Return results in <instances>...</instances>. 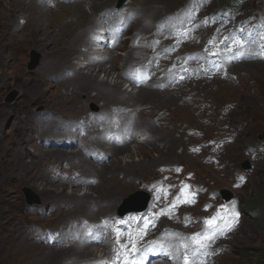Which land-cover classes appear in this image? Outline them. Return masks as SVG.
<instances>
[{
  "label": "rangeland",
  "instance_id": "rangeland-1",
  "mask_svg": "<svg viewBox=\"0 0 264 264\" xmlns=\"http://www.w3.org/2000/svg\"><path fill=\"white\" fill-rule=\"evenodd\" d=\"M5 1L8 2V0ZM120 1L123 4L126 3V5H133L139 11V14H141V9H148L151 6L155 10L147 18V25H143L142 23L141 26L133 25L131 27L129 31L130 37L113 50L111 55L115 57L126 56L133 46V39L138 35L137 32L142 31L145 35L150 34L155 20L178 9L187 0H151L154 2L148 4L149 0ZM220 1L228 2L229 0ZM41 2L47 4L50 8H54V6H49L50 3L47 0H41ZM115 2L117 3L116 6L120 4L119 0L118 2L116 0H98L97 14L93 16L91 23L85 29L87 37L91 28L97 24L95 22L101 13L112 7ZM263 3L264 0H249L245 3L244 8H247V11H249L250 7L253 10L261 9ZM222 6L220 5L215 10ZM87 9L89 13L95 11L89 5H87ZM23 18L20 15L18 23L24 26L28 20ZM16 32L19 35L20 46L26 49L18 48L19 51L15 52L16 56L11 63V68L8 67L9 69L0 70V109H5L12 113L13 116L15 114L16 117L18 116L21 119L20 122L12 121L11 124L9 123L10 121H0V226L11 216H14L23 233L28 236L29 242L37 241L39 245L47 247L40 248L42 251L40 249L37 250V253H42L38 257V263L35 261L37 264H85L78 258L65 257L64 259H54V261H49V259L51 258L53 249L56 251L60 246L69 248L73 246L72 244L75 241L78 242V240L73 239L80 235V229L88 227L89 222L97 223L103 217L114 216L111 210L108 211L106 209L117 207L119 210L124 199L133 193H140L139 199L141 201L146 200L149 196L148 189L153 190L161 184L160 180L163 178L165 166H183L185 173L193 177L195 184L207 191L204 196H201L202 203L214 201L211 193L215 194L218 202L232 199H238L240 202L243 212L242 224L233 235L221 243V248L224 252L216 258L213 264H264V140L259 139V135L264 130V62L250 65L240 63L239 66H233L230 69L231 75L229 78L202 79L198 82L187 83L175 90L167 89L161 94L156 95L150 102L128 100L126 95H117V98L112 99L110 102L100 101L93 94L91 99L87 100V102L89 100L94 101L90 104L87 103L88 108L96 106V100H99L97 102L100 104L99 108L102 109L107 104L110 110L103 112L98 117L99 121L90 125L91 127L96 124L99 127L96 131H91L86 136V146L88 149L85 150L86 153L84 154L81 151L84 158H89L91 154L94 162L97 160L95 162L97 165L95 170H99L102 165L110 162L111 157L104 155V151L111 149L108 148L109 143L105 145V150L101 152L93 142L99 140V132L104 130V126H107L104 123L108 122L106 120L111 118V106L122 105L126 108V111H134L136 120L133 116L131 118L127 115V117L131 119L133 127L138 132L140 130L142 132V134L139 132L140 135H138L137 139L128 143L131 145V149L135 151L138 146H143L147 151L151 152L149 156L136 154L132 158L126 152L121 155L124 163L135 162L139 164L140 162H144L146 165L148 162H151L153 166L136 169V176H139L135 182L136 187L133 190L128 189L130 192L124 194L120 204L117 205L112 201L97 199L95 201L96 204L92 200V209L84 207L79 209L76 206V198H65L64 201L55 194L48 195L47 192L43 193L41 189L39 191L38 187H41L33 179L35 169L31 177L10 170V167L13 166V157L4 151L7 146L17 148L25 143L22 151L24 154L25 152L27 153L25 154V161L28 164L32 162V154L38 146H45L44 148L58 147L66 149L68 152L70 150H80L73 149V147L75 144L80 145L81 133L84 134L86 128L84 120L90 113H76L72 118H66L62 114H56L47 108L54 103L58 105L63 95L66 94L63 90L58 89L55 84L70 75L68 72L71 70H68V68H65L67 75H53L50 77L48 82L49 88H45L44 91L47 95L49 94L48 96L51 101L42 103L35 82L39 81L36 77H33L37 75V70L41 68L42 54L37 50L38 48H35V43L28 42V38L31 36L30 33L23 34V31L19 29H16ZM78 47L81 49L78 55L84 58L85 56L82 55V51H88L87 46L80 44ZM198 47H202V45H193L189 49L192 50ZM90 56H93V54ZM93 57L85 59V65H88L89 59L91 60ZM96 57L100 58L101 56L98 57L97 55ZM147 57V51H145L140 59L130 62L127 65L128 67L122 63L118 64L114 70L116 74L120 73L121 85L128 94L136 95L138 94V90L131 91L125 84L122 76L123 71L133 65L143 64ZM48 58L52 59L53 57L48 55ZM34 64L35 66H33ZM120 66L121 68H119ZM21 68L32 75L30 81L26 80L24 76L25 72L21 74ZM100 73V78L102 79L105 73L102 70H100ZM20 74L21 77H19ZM148 88L152 89L149 86ZM93 93L95 92L93 91ZM83 97L85 98V95ZM171 113L173 114L174 121L163 120ZM48 114V120L41 121L38 125L39 128H28L29 123L27 120L35 122L37 121V116ZM54 118L61 121L66 119L73 121L72 132L70 133L79 135V138L70 140L69 136H64L65 134L58 138L57 136L59 135L57 134H51L53 136L43 135L41 137V128L52 125L51 120ZM131 121H123V127L127 129L125 124L129 125V123V126L132 127ZM143 123L144 126H142ZM22 125H25V129L23 130L19 129V126ZM116 126H121V124ZM151 126L158 130L157 133L153 132L157 134L156 136L154 134V137L151 136L150 132H147ZM90 127L88 128L91 129ZM110 128L112 132L114 130L115 132L117 131V129ZM52 131H56L57 133L60 130ZM118 131H122V127ZM21 136L23 143H13L15 138ZM108 138H112L111 134H108ZM205 138H210V140L206 141ZM220 138L226 139L224 140V144L218 146L217 144H211L212 140H219ZM193 146H198L199 149L194 152ZM251 147H260L262 149L259 156L254 157L249 153ZM94 149L98 150L91 152ZM77 161L78 158H70L65 155L61 160L52 159V157L48 158L46 155V159L40 164V167L48 174L58 176V179L56 178L54 183L61 182L63 178L68 180H74L78 177L79 179H85L81 175V172L85 170L82 166L83 163ZM90 173L91 177L88 180L93 179L92 183L90 181H88L90 184L72 185L68 183L66 184L67 192L71 194L73 189L78 188L80 195L88 191L92 192L95 196L109 195V191H92L88 189L89 186L98 182V172L96 174ZM240 174H245L248 181L243 187L236 188L235 184ZM113 176L121 179L125 177V172L121 171L118 175L115 174ZM48 184H51V182H48ZM124 184L127 185L126 188L129 187L128 182L124 181ZM25 189L30 190L32 194H30V199L27 197ZM6 194L9 200L5 199ZM36 199H39V202H36ZM55 201L56 203H54ZM187 211L201 216L208 214L207 210L201 209L199 205L187 208ZM116 214L118 215V212ZM167 221V219H162V222ZM177 222L178 220H175L174 227L181 228V225ZM45 228H48L50 232L42 237V229ZM55 230L59 232L54 234L53 231ZM187 230L195 231L196 229L189 227ZM64 237L68 239L72 237V239H69L70 241L67 238L64 240ZM3 239H6L5 242L2 241ZM14 239H17V237L11 235L0 236V249L4 248V245H9V248H11ZM95 249H100V247L95 246ZM47 253H49L50 257Z\"/></svg>",
  "mask_w": 264,
  "mask_h": 264
},
{
  "label": "bare ground",
  "instance_id": "bare-ground-1",
  "mask_svg": "<svg viewBox=\"0 0 264 264\" xmlns=\"http://www.w3.org/2000/svg\"><path fill=\"white\" fill-rule=\"evenodd\" d=\"M51 1L55 4L54 8L48 7L47 4L42 3L41 0H8V2L5 0H0V70L2 71L3 69H6L8 67L11 68L10 67L11 63L16 56L15 52L19 51L18 48H24L20 46V41L18 40L19 35L16 34L17 33L16 29L22 30L23 34L30 33L31 36L30 38H28V42L35 43L36 44L35 48H38L37 50H39L42 54L41 68L37 70V75L33 76L36 77L37 80L39 81V82L37 81L35 82H36V87L38 88L37 90L38 94L40 95L39 98L42 101V103H46V102L48 103L51 101V99L48 96L49 94L47 95L44 91L45 88H49L48 82L50 77H52L53 75L56 76L67 75L65 68H68V70H71L70 72H68L70 73V75L67 76L66 79L56 82L55 84L58 89L63 90V92L66 94L63 95L62 100H60V103H58V105L54 103L52 105H49L47 108L51 111H54V113L56 114H62V116L66 118L67 117L72 118V116L73 115L75 116L76 113H81V112H85V113L90 112V113L86 116V119L84 120L86 124V128L84 134L81 133L80 150L78 151L70 150V152H68V150L58 147L44 148L45 146L44 147L38 146L35 148L34 153L32 154L33 155L32 162L28 164L27 161H25V154L27 153L25 152L24 154V152L22 151V147L25 145V143H23V139L21 136L19 138H15L13 140V143H23V144H21L17 148L7 146L4 149L5 152H7L13 157V162H12L13 166L10 167V170L17 171L20 174H25L31 177L35 169L33 179L36 183L40 185L41 188L38 187L39 191L41 189L43 193L47 192L48 195L55 194L56 196L61 197L64 201L65 198H70V197L76 198L77 199L76 206H78L79 209H81L82 207L92 209L93 206L92 200H94L95 202L97 199L112 201L118 205L120 204V201L123 198L124 194L130 192L128 189L131 190L135 189L136 179L137 177L139 178V176H136V169L138 168L140 169L141 167H145V166L148 167L153 166L151 162H148L146 165L144 164V162H140L139 164L135 162L124 163L123 161L124 159L123 157H121V155L127 152L128 156L132 158L136 154L149 156L151 152L147 151L143 146H138L134 151L131 149V145L129 144H125L121 147H112L111 149L104 151L105 152L104 155L111 157L110 162L108 164L105 163L104 165H102L99 170H95V168H97V165L95 163L97 160L94 162L91 154L89 158H84L83 154L86 153L85 150L88 149V147L86 146L87 143L86 136H88L91 133V131H96L99 125L95 124L90 127V125H88L89 124L88 121L97 122L99 121L98 117H100V115H102L103 112L110 110V107L107 104H106L107 106L104 105L102 109L99 108L100 104L97 103L99 102V100L110 102L112 99H116L117 95H126L128 100L150 102L151 99H153L156 95L161 94L163 91L156 90L153 88L150 89L147 86L138 89V94L136 95L128 94V92L125 91L121 85L120 73L116 74L114 71L117 68L118 64L123 63V65L127 66L130 62L140 59L144 55V52L146 51L144 49L135 48L134 46H132V48L130 49L129 53L126 56H120V57L112 56L111 54L113 53V51H109L106 53L98 52L100 53L98 54V57L101 56L100 58H102L103 61L101 60L98 62H93L91 64L89 62L88 65H85L84 60L85 59L87 60L89 57H93L90 56L91 54L87 56L90 50L91 39L89 36L88 37L86 36L85 29L91 23L93 16L97 14L96 8L98 5V0H83V1L77 0L68 3H62L59 0H51ZM116 1L118 2V0ZM153 2L154 1L149 0L147 4ZM116 4L117 3L115 2V4L112 7H115ZM87 5H89L91 9H95V11L93 13H89L87 9ZM154 10L155 8H153L152 6L149 7L148 9L145 8L141 9V16L134 22V24L136 26H140L148 17L152 15ZM20 15H22L24 18L28 20L27 24L24 26L18 23V18ZM97 21L98 19L96 20L95 24L97 23ZM80 44H82L83 46H87L88 51H82V55H84L86 58L85 57L83 58V56L80 57L78 55V53L81 51L80 47H78ZM25 49L26 48H24V50ZM7 52L8 54H6ZM48 55H51L53 58L52 59L48 58ZM105 62H107V64H105ZM262 62L264 61H248L242 63H244L245 65H250V64H260ZM239 64H236L234 66L237 67L239 66ZM119 68H121V66ZM100 70H102L105 73L102 79L100 78V74H101ZM24 72L25 70L21 68V74H23ZM21 74L19 75V77H21ZM24 76L27 81H30L32 78V75H30L28 71L24 73ZM93 91L95 93H93ZM93 94L95 95V98L99 100H96V106L95 105L92 107L89 106L91 108H88L87 107L88 104L94 102L92 100H89L87 102L89 98L91 99V96H93ZM84 95L85 98L83 97ZM48 117L49 114L42 115L39 117L37 116L36 118L37 121L35 122H31V120H27L29 123L28 128L29 129L39 128L38 126L39 123H41V121H44L45 119L48 120ZM163 120L174 121L173 114L172 113L169 114ZM0 121H10L9 123L11 124L12 121L20 122L21 119L18 116L16 117L15 114L13 116L12 113L6 111L5 109H0ZM51 121H52V125H47L44 128L42 127L43 129L41 128V137L43 135L57 134L59 135V136L56 135L58 138L65 134L64 136H69L70 140L79 138V135L77 136L75 133H70L72 132L71 128L73 125V121L67 119L61 121L57 118H54ZM106 121L108 122H105L104 125L107 126H104L105 127L104 130L99 132L100 133L99 140L93 142L96 148H98L101 152L105 150V145H107L110 142L109 140L112 139V138H108V134L112 133L110 127H112L113 129H117V131L121 127L122 129L124 128L123 121H120L115 113H111V118ZM118 124H121V126H116ZM129 125L125 124L126 128H130ZM142 126H144V123ZM88 127H90L91 129H89ZM19 129L21 130L25 129V125L19 126ZM57 129L60 130L57 131V133L56 131H52ZM157 131L158 130L153 126H151V128L147 130V132L151 133L152 137H154V134L157 133ZM113 132H115V130ZM156 135L157 134H155V136ZM98 149H94L91 152H96ZM81 151L83 152V154ZM46 155L48 158L52 157V159L55 158L58 160H61L64 155L69 156L70 158H78L77 162H82L83 163L82 166L83 168H85V170L81 172V175H83L85 179H79L78 177L77 179L74 180L72 179L68 180L63 178L61 179L62 180L61 182L54 183L58 176H54L50 173L48 174L40 167L41 166L40 164L44 161V159H46ZM121 171L125 172V177H122L121 178L122 180L119 179V177L113 176L115 174L118 175V173H120ZM90 172H93L95 174L98 172L97 175L98 182L97 184H92V186H89L88 189L92 191L95 190H100V191L104 190V192L109 191V195L95 196L90 191L80 195L78 188L73 189L71 194L67 192L66 184L68 183H71L72 185H79L83 183L90 184L88 182V179L91 177ZM124 181L129 183L128 188H126L127 185L124 184ZM48 182H51V184H48ZM5 199L9 200L7 194L5 195ZM59 200L61 199L59 198ZM54 203H56V201ZM87 203H89V205H87ZM106 210L108 211L111 210V213H113L114 216L117 215L116 213L118 212L117 207L108 208ZM100 212H101V208H100ZM96 216H100V215H96ZM117 216L120 217L119 214ZM0 227H2L0 230V236L11 235L17 237V239H14V242H12L11 248H9V245H4V248L0 249V264H37L38 263V257L42 253L40 254L37 253V250H39L40 248H47L45 245L41 246L37 241L29 242L28 236L23 233L21 227L16 222V218L14 216H11ZM66 238L64 237V240H66ZM5 240L6 239H3L2 241L5 242ZM72 245L73 246H70L71 248L70 247L63 248L62 246H60L56 251L53 249L49 261H54V259H64L65 257L78 258L82 260L85 257L92 256L91 252H93L92 249L93 246H86L76 241ZM47 254L49 255V253ZM35 261H37V263Z\"/></svg>",
  "mask_w": 264,
  "mask_h": 264
},
{
  "label": "water",
  "instance_id": "water-1",
  "mask_svg": "<svg viewBox=\"0 0 264 264\" xmlns=\"http://www.w3.org/2000/svg\"><path fill=\"white\" fill-rule=\"evenodd\" d=\"M36 64V63H35ZM35 64L33 66H35ZM264 138V135L261 136V139ZM27 197L30 199L31 192L29 189H25ZM32 195V194H31ZM139 193L131 195L128 199L124 201V204L119 210V215L123 216L127 213L133 212V211H143L146 208L147 201L141 202L138 200ZM36 202H39V199H36Z\"/></svg>",
  "mask_w": 264,
  "mask_h": 264
},
{
  "label": "snow or ice",
  "instance_id": "snow-or-ice-1",
  "mask_svg": "<svg viewBox=\"0 0 264 264\" xmlns=\"http://www.w3.org/2000/svg\"><path fill=\"white\" fill-rule=\"evenodd\" d=\"M185 202H191L190 200H186ZM133 250H135V247L133 246ZM185 264H192L191 261H189L187 258H185Z\"/></svg>",
  "mask_w": 264,
  "mask_h": 264
}]
</instances>
